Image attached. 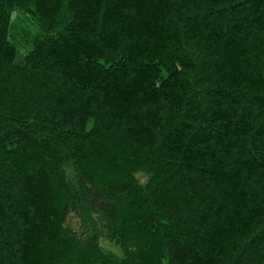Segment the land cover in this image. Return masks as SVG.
I'll use <instances>...</instances> for the list:
<instances>
[{
	"label": "trees",
	"instance_id": "trees-1",
	"mask_svg": "<svg viewBox=\"0 0 264 264\" xmlns=\"http://www.w3.org/2000/svg\"><path fill=\"white\" fill-rule=\"evenodd\" d=\"M0 264H264V0H0Z\"/></svg>",
	"mask_w": 264,
	"mask_h": 264
},
{
	"label": "rangeland",
	"instance_id": "rangeland-1",
	"mask_svg": "<svg viewBox=\"0 0 264 264\" xmlns=\"http://www.w3.org/2000/svg\"><path fill=\"white\" fill-rule=\"evenodd\" d=\"M100 241L106 250H111V251H114V252L119 253V254L122 253L121 248L117 244H115L113 241H109L104 236H102Z\"/></svg>",
	"mask_w": 264,
	"mask_h": 264
}]
</instances>
